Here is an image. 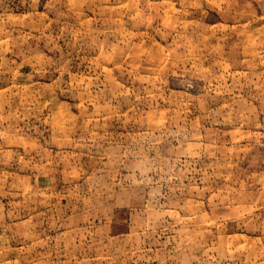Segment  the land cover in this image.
<instances>
[{"label": "rangeland", "instance_id": "obj_1", "mask_svg": "<svg viewBox=\"0 0 264 264\" xmlns=\"http://www.w3.org/2000/svg\"><path fill=\"white\" fill-rule=\"evenodd\" d=\"M0 264H264V0H0Z\"/></svg>", "mask_w": 264, "mask_h": 264}]
</instances>
